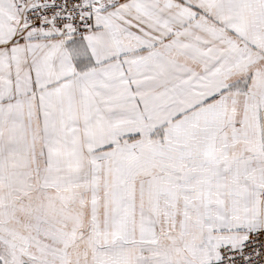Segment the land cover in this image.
Masks as SVG:
<instances>
[{
  "label": "snow or ice",
  "instance_id": "snow-or-ice-1",
  "mask_svg": "<svg viewBox=\"0 0 264 264\" xmlns=\"http://www.w3.org/2000/svg\"><path fill=\"white\" fill-rule=\"evenodd\" d=\"M0 264H264V0H0Z\"/></svg>",
  "mask_w": 264,
  "mask_h": 264
}]
</instances>
